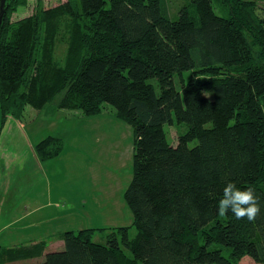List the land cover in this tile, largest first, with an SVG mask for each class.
<instances>
[{"label": "trees", "instance_id": "trees-1", "mask_svg": "<svg viewBox=\"0 0 264 264\" xmlns=\"http://www.w3.org/2000/svg\"><path fill=\"white\" fill-rule=\"evenodd\" d=\"M0 29V130L26 108L98 115L133 129L123 198L130 224L104 242L94 228L67 229L63 245L0 247V264H264V15L255 0H62L13 14ZM63 46L60 55L58 47ZM179 125L174 142L164 125ZM37 158L61 151L53 136L32 143ZM254 189L260 214L218 215L227 183ZM107 227H102L106 229Z\"/></svg>", "mask_w": 264, "mask_h": 264}, {"label": "rangeland", "instance_id": "rangeland-1", "mask_svg": "<svg viewBox=\"0 0 264 264\" xmlns=\"http://www.w3.org/2000/svg\"><path fill=\"white\" fill-rule=\"evenodd\" d=\"M60 1L62 0H41V3L45 7H49ZM213 1L215 9L219 10V0ZM255 1L258 4L259 14L263 16L264 0ZM35 2L36 0H29L28 5L25 8L20 7L21 10H17L13 16L31 13ZM181 2L183 0H168L172 13L177 10ZM58 50L61 55L63 46H59ZM56 100L57 97L40 110L28 105L26 108L28 111L22 119L8 117L1 126V134L6 129L15 132L17 129L28 144L49 135L59 138L61 151L47 161H41L44 173L47 175L43 182H40L43 178V171L42 175L38 177L32 173L27 174L23 176V181L20 179L22 174L19 172L13 174L9 182L6 169L0 170V234L8 235L9 240L17 235L32 233L30 226L26 227L23 234L20 233V226L12 224V219L7 217L9 212H6V209L12 208L9 187L10 191L15 192L16 197L22 193L28 196L31 194L27 193L30 191L28 184L36 182L34 190L32 188V198L40 202L34 198V195L46 194V190H50L47 197L49 200L53 199L54 207L59 210L60 216L54 223L52 220L49 221V230L59 228L61 231H54L56 234L67 229L76 231L81 228L93 227L91 239L96 242H104L105 234L110 227L132 222V214L124 201L123 193L131 177L133 129L124 120L114 116L108 107L98 115H84L78 109L55 108ZM164 127L168 139L172 142L182 130L179 125L166 124ZM19 142L16 140L15 143ZM29 150L31 151L30 147ZM49 175L50 178H48ZM58 175H63L62 183H60ZM3 197H9L6 203H4ZM47 197L42 199V203L47 201ZM47 209L41 211L42 235L45 234L43 216ZM14 211H17L16 208ZM102 227L107 228L103 230ZM8 240L0 237V242L3 244H7ZM48 250L53 249H45L44 254ZM41 258L29 260L31 263L22 260L15 264H36ZM239 264L263 263H257L245 256Z\"/></svg>", "mask_w": 264, "mask_h": 264}, {"label": "crops", "instance_id": "crops-1", "mask_svg": "<svg viewBox=\"0 0 264 264\" xmlns=\"http://www.w3.org/2000/svg\"><path fill=\"white\" fill-rule=\"evenodd\" d=\"M15 130L16 132L14 130L6 129V131L3 132L4 136L3 133L2 134L0 133V170L3 168L6 169L9 182L11 181L10 177H12L13 174H17L19 172L22 174V177L20 179L23 181V176L32 173L34 174L35 177H38L42 175V171H43V178L40 180V182H43L46 174L44 173L41 160H39L36 154L33 152L32 144H28V142H26L25 137L19 134L17 129ZM16 140H19L20 142L15 143ZM29 147L31 151L29 150ZM48 178H50V175ZM58 178L60 183H62L63 175H58ZM35 183L36 182H33L32 184L31 182V184H28L30 187V191L27 190L26 191L27 193L28 192L31 193L28 194V196L27 194L22 193L20 194L19 197H16L17 195L15 194V192L10 191V187H9V196L11 198L12 208L11 207L10 208L8 207V209L5 208L6 212H9L7 214V217H10V219H12V224H16V226L18 227L20 226L19 227L20 233L23 234L24 231H26L27 229L26 227L28 226H30L32 233L30 235L29 234L21 235V236L17 235L15 237H11L9 240L7 238L8 235L0 234L1 238H5L8 240L7 244H3L0 242V247H11L22 244H29L40 240L46 241V249L59 248L63 245V241L61 239V236L59 235L61 232H58L56 234L54 232L61 230H59V228H57L56 230H49L50 226L48 228L49 221L52 220L54 223V221L60 216L59 210H57L53 205L54 204L53 199L49 200V198L47 197L48 191L50 190L48 191L46 190V194L38 193L37 195H34V198L40 201L37 202L32 198L33 197L32 191L35 188L34 186ZM46 197H47V201L45 203H42V199ZM8 199L9 197L7 198L3 197L4 203H6V200L8 201ZM14 208H16L17 211H14ZM45 208L48 209L43 216V222L45 223V234L42 235L41 211ZM12 211H14V213H12ZM40 258L41 257L37 259ZM17 262L19 261L10 262L9 264H15Z\"/></svg>", "mask_w": 264, "mask_h": 264}, {"label": "clouds", "instance_id": "clouds-1", "mask_svg": "<svg viewBox=\"0 0 264 264\" xmlns=\"http://www.w3.org/2000/svg\"><path fill=\"white\" fill-rule=\"evenodd\" d=\"M259 198L251 187L241 190L229 182L223 188V197L218 201V215L224 217L230 210L236 220L247 218L252 222L260 214Z\"/></svg>", "mask_w": 264, "mask_h": 264}, {"label": "water", "instance_id": "water-1", "mask_svg": "<svg viewBox=\"0 0 264 264\" xmlns=\"http://www.w3.org/2000/svg\"><path fill=\"white\" fill-rule=\"evenodd\" d=\"M7 0H0V29L2 27V19L5 12Z\"/></svg>", "mask_w": 264, "mask_h": 264}]
</instances>
